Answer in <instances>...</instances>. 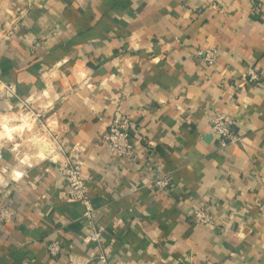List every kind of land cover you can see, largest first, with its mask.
I'll list each match as a JSON object with an SVG mask.
<instances>
[{"label": "crops", "instance_id": "1", "mask_svg": "<svg viewBox=\"0 0 264 264\" xmlns=\"http://www.w3.org/2000/svg\"><path fill=\"white\" fill-rule=\"evenodd\" d=\"M210 46L213 66L194 57ZM250 67L259 81L244 78ZM0 78L84 147L102 233L93 241L84 206L65 200L51 142L12 130L0 200L16 217L0 223V264H264V0H0ZM18 107L0 99V111ZM216 112L239 140L221 145ZM119 114L138 122L141 156L104 144ZM157 173L170 189L152 185ZM204 206L213 227L194 221Z\"/></svg>", "mask_w": 264, "mask_h": 264}, {"label": "built area", "instance_id": "2", "mask_svg": "<svg viewBox=\"0 0 264 264\" xmlns=\"http://www.w3.org/2000/svg\"><path fill=\"white\" fill-rule=\"evenodd\" d=\"M194 57L207 65H215L218 52L214 46L199 48L195 51ZM244 78L248 82H257L260 80L259 74L254 67L247 69ZM0 91L6 93L9 97L18 98L17 92L12 85L4 83L0 78ZM22 113H20L21 132L35 131V141H47L52 144V158L56 163H60L59 169L66 183L65 200L68 202H79L84 206V219L93 229L92 240L101 242L102 233L97 224V212L93 204L91 192L86 182L84 174L85 160L82 157L84 147L80 143L68 148L60 138L55 135L53 124L46 118L45 114L35 110L28 103L21 101ZM235 120L228 114L216 112L213 114L210 130L212 134L220 139L222 146H227L239 140L240 136L235 130ZM140 130V126L131 116L117 115L109 126L104 136V144L107 146L111 156L116 159L127 160L135 156H141L137 153L136 144L133 142V136ZM60 156L63 157L60 162ZM13 179H17L11 177ZM152 185L160 191L170 189L171 179L165 174L157 173L151 178ZM16 217V211L0 200V223H11ZM194 221L206 227L215 226L214 214L207 206L195 210L193 214ZM50 257L56 258L62 252V245L59 241L50 242L47 246ZM102 261L106 262L104 256Z\"/></svg>", "mask_w": 264, "mask_h": 264}, {"label": "rangeland", "instance_id": "3", "mask_svg": "<svg viewBox=\"0 0 264 264\" xmlns=\"http://www.w3.org/2000/svg\"><path fill=\"white\" fill-rule=\"evenodd\" d=\"M17 99L19 100V107L17 109V112H13V110H8V111H0V130L2 129L3 131H0V138L5 135V129L10 132L14 130L15 132H18L17 134L20 136V113H22V110L20 112V95H18V98L15 97H9L6 93H2L0 91V99ZM11 113H15L11 114ZM14 116V117H13ZM46 119V117H44ZM13 139H4L2 141V146L3 147H10L9 144ZM20 146V144H18Z\"/></svg>", "mask_w": 264, "mask_h": 264}, {"label": "clouds", "instance_id": "4", "mask_svg": "<svg viewBox=\"0 0 264 264\" xmlns=\"http://www.w3.org/2000/svg\"><path fill=\"white\" fill-rule=\"evenodd\" d=\"M5 135L8 137V139H11V134L10 132L7 130V128L5 129ZM17 178L19 176V173L16 174Z\"/></svg>", "mask_w": 264, "mask_h": 264}]
</instances>
